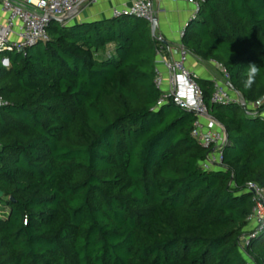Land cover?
I'll use <instances>...</instances> for the list:
<instances>
[{
  "label": "trees",
  "instance_id": "16d2710c",
  "mask_svg": "<svg viewBox=\"0 0 264 264\" xmlns=\"http://www.w3.org/2000/svg\"><path fill=\"white\" fill-rule=\"evenodd\" d=\"M46 31L0 52V264H264V226L239 244L245 185L264 200V103H212V82L194 79L226 135L221 169L203 170L193 113L156 106L155 50L168 47L146 21ZM180 44L243 103L264 96V0H204ZM250 63L260 71L246 86Z\"/></svg>",
  "mask_w": 264,
  "mask_h": 264
},
{
  "label": "built area",
  "instance_id": "2783aa9c",
  "mask_svg": "<svg viewBox=\"0 0 264 264\" xmlns=\"http://www.w3.org/2000/svg\"><path fill=\"white\" fill-rule=\"evenodd\" d=\"M84 1L87 0H0V10L7 16L6 24L0 28V52L22 51L37 42L47 41L46 27L50 21L48 16L59 17L74 7H79ZM183 1L192 6L195 14L204 0ZM121 15L141 18L150 27L155 15L153 0H132L127 8L110 9V17ZM10 34L15 36V40L8 39ZM155 57L157 59L152 83L159 92L156 106L170 101L177 107L193 113L195 120L191 125L190 136L202 148L208 149L199 166L203 170L221 169L222 149L226 143V135L224 130L206 112L201 90L194 80L196 77L186 67L188 53L179 42L165 50L161 47L157 48ZM0 63L4 67L8 66V61L5 58H2ZM220 71L225 82L227 76L221 68ZM238 98V95L229 90L226 84L215 79L212 80L210 95L212 103L222 105L236 102L242 104V100L240 101ZM263 103L264 96L249 106L255 110ZM5 105L6 102L0 96V107ZM245 190L252 195V207L250 214L245 219V229L249 235L240 238V249L245 247L248 237L255 235L264 226L263 189L255 183L249 182L245 185Z\"/></svg>",
  "mask_w": 264,
  "mask_h": 264
},
{
  "label": "crops",
  "instance_id": "0c3cea01",
  "mask_svg": "<svg viewBox=\"0 0 264 264\" xmlns=\"http://www.w3.org/2000/svg\"><path fill=\"white\" fill-rule=\"evenodd\" d=\"M132 0H87L81 3L77 11L63 24L92 22L110 17V9L127 8ZM156 22L154 35L164 41L168 48L180 42V35L187 21L194 15L191 5L183 0H153ZM6 14L0 10V28L6 24ZM17 24V23H15ZM16 25L14 26V28ZM150 29V27H149ZM9 40H15L10 34ZM3 57H0V61ZM156 57L154 64L156 63ZM186 67L196 78L218 80L225 84L219 74V66L212 61H202L188 53ZM221 73V71H220Z\"/></svg>",
  "mask_w": 264,
  "mask_h": 264
},
{
  "label": "water",
  "instance_id": "95a60500",
  "mask_svg": "<svg viewBox=\"0 0 264 264\" xmlns=\"http://www.w3.org/2000/svg\"><path fill=\"white\" fill-rule=\"evenodd\" d=\"M77 9H78V7L76 6L73 9H71L70 11L66 12L65 14H63V15H61L59 17H54V16L49 15L48 18H49L50 21H57V22H60V23H64L68 18H70L77 11ZM155 25H156V22L153 19L151 24H150V32H151L152 36H154ZM157 40L160 43H164V41L162 39H160V38H157ZM18 52H21V50H19ZM242 105H243V103H242Z\"/></svg>",
  "mask_w": 264,
  "mask_h": 264
},
{
  "label": "clouds",
  "instance_id": "9594fccd",
  "mask_svg": "<svg viewBox=\"0 0 264 264\" xmlns=\"http://www.w3.org/2000/svg\"><path fill=\"white\" fill-rule=\"evenodd\" d=\"M259 68L255 63H250L247 66V81L246 86H251L254 83L255 77L259 74Z\"/></svg>",
  "mask_w": 264,
  "mask_h": 264
},
{
  "label": "rangeland",
  "instance_id": "374dc122",
  "mask_svg": "<svg viewBox=\"0 0 264 264\" xmlns=\"http://www.w3.org/2000/svg\"><path fill=\"white\" fill-rule=\"evenodd\" d=\"M219 72V74H220V76H221V73H220V70L218 71ZM235 98V97H234ZM236 99V98H235ZM240 101H241V99H240V97L238 98ZM243 103V102H242ZM243 105L245 106V108H246V110L247 111H254L253 109H251V107L249 106V105H247V104H245V103H243ZM255 112V111H254Z\"/></svg>",
  "mask_w": 264,
  "mask_h": 264
}]
</instances>
